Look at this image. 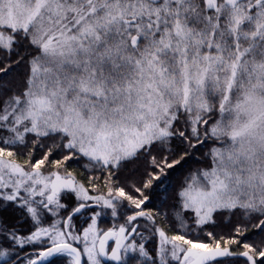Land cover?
Listing matches in <instances>:
<instances>
[{
  "label": "snow or ice",
  "instance_id": "6c2138e0",
  "mask_svg": "<svg viewBox=\"0 0 264 264\" xmlns=\"http://www.w3.org/2000/svg\"><path fill=\"white\" fill-rule=\"evenodd\" d=\"M0 264H264V0H0Z\"/></svg>",
  "mask_w": 264,
  "mask_h": 264
}]
</instances>
